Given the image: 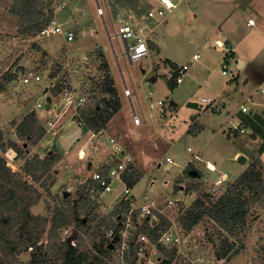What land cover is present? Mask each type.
Returning a JSON list of instances; mask_svg holds the SVG:
<instances>
[{"label": "rangeland", "instance_id": "374dc122", "mask_svg": "<svg viewBox=\"0 0 264 264\" xmlns=\"http://www.w3.org/2000/svg\"><path fill=\"white\" fill-rule=\"evenodd\" d=\"M84 1H86L84 3H88L87 0ZM89 1H93L96 8L97 0ZM99 1L102 3L103 0ZM105 1L108 7L112 8L111 1L104 0L103 3ZM189 1L191 0H184L177 8L167 12L164 17L158 18L157 24L161 31L159 28L157 31L161 32L166 44L163 45L159 55L152 56V69L147 67L151 64V56L133 63H130L124 56L123 61L120 59L118 61L121 72L114 58L110 61L115 83L120 90H123L124 83L131 89L132 86H138V79L143 76L142 71L146 72L142 85L144 82H148L150 77H158V83L153 86L152 94L147 93L145 87L144 91L140 93V102L146 112L144 119L151 120L149 118L151 113L156 115V119L160 117L164 123V131L160 129L163 138L160 139V144L157 142L158 148L155 149L156 147L153 146L156 141L152 138L154 131L149 136L139 135L142 130L131 125L129 132L132 134L134 130H137V137L133 135L122 139L119 136L132 154L140 159L142 177L135 185L133 193L138 197H156L157 207L160 210L164 208V199L175 200L173 208L168 214L175 220L179 227L178 230L180 229L181 254L190 259L191 264H223L224 259H222L220 249L224 241L233 245L231 252L233 256L229 257L226 264H264V184L262 186V180H264V136L259 134L256 139H251L249 134L252 131L247 124L244 134L236 132L234 128H241V126L237 125L236 121H230L229 117L225 115V111H217V108L219 109L217 97H211L212 102L209 104L201 101L209 98L207 88L212 82L222 81L225 78L221 73L223 62L229 63L230 72H235L237 70L234 61L229 62L231 59L239 55L246 57L261 48L259 37H256L254 32H248L251 28L246 26V19L251 13L250 6L254 5V0H251L249 5L248 2L243 3L238 0L236 6L231 8L227 0H200L198 10L192 12L186 8ZM53 3L55 5L54 1ZM10 7L9 0H0V77L8 68L13 69L17 77L0 93V130L4 140H7L11 134L16 136L14 124L21 123L33 112L38 127H41V137L36 144H32V140L28 136L23 138L16 136L14 140L10 138L22 151V156L18 157L13 149L7 148L4 152L0 151V157L10 171L26 183L28 197L25 203L28 205V212L34 218L49 219L51 209L60 204L64 192L69 193L65 199L79 203L80 209H78L77 216L84 220L85 226L79 227L76 223L70 224L59 233V238L64 239L75 235L74 239L70 241L71 245H80L81 250L89 252L91 257L95 256L93 244L99 241L104 227L112 223V230L114 231L116 228L114 222L120 213L117 210L116 200L121 187L118 186L114 193L104 195L89 184L79 185L88 179L92 166L102 158V150L98 147L100 145L98 141H94L93 145L89 144V135L81 133V128H78L76 121L65 120L62 125L58 126L55 134L42 128L45 122L44 110H36L35 104L40 97L43 98L41 89L50 75L48 68L51 58L44 59L42 56V52L46 51L43 46L45 39L37 38L36 35L23 37L18 34V18L10 12ZM214 13H217V16ZM128 14L130 15V13ZM116 26H113L114 30ZM113 27L108 24V33L106 30L105 34L103 33L105 42L110 48L108 38L111 36L110 41L114 48L124 51L122 40L118 37L121 42L117 41L114 37ZM101 28H103L102 25ZM229 31H233V38H238L233 42L236 48L233 57L225 59L224 55L227 51L225 48H217L213 40L215 37L225 38V32ZM57 37L60 39L59 36ZM57 37L46 38L44 44L57 47L58 42H55L58 40ZM129 43L132 44V41ZM253 45L256 47L250 50ZM193 53L202 57L200 61L205 62L207 69L198 78L192 80L186 76L181 84H177L178 68L184 64L190 67ZM54 55L57 58L58 54ZM58 62L59 59L54 60V63ZM153 66H155L154 69ZM20 67L23 69L22 72L17 70ZM30 68L37 69L43 77L40 84H22L20 77ZM158 68L163 70L162 73ZM231 78L226 76V79ZM160 86L163 87L161 94L158 88ZM144 92L153 103H157V100L160 99L163 106L156 104L155 109H148L147 103L143 100ZM98 93L96 92L91 97L88 106L96 103L102 106L101 98L97 97L100 96ZM186 96L189 101H186ZM239 101L240 99L231 106ZM132 102L135 106L134 98H132ZM173 103L178 106L173 108ZM189 103H196L197 106L195 108L188 107ZM124 107L126 110L129 109L127 103L124 104ZM160 110L165 113L163 114L164 118L160 116L161 114L159 115ZM128 113L132 116L130 109ZM122 129H124L122 122L117 119L107 123L106 131L110 135H115V138L117 136L115 131L118 132ZM140 150L145 154L140 155V152L138 153ZM10 152L12 153L11 158L8 156ZM238 152L241 154L236 156ZM81 153L84 154L83 158H79ZM244 156L257 158L250 171L260 176L261 188L260 193L248 191V188L236 190L235 194L245 200L242 201L245 203L243 206L246 209V217L243 224H239L234 229L233 236L228 235L221 226L214 223L207 213L190 230L181 226L178 218L185 214V210L197 199L201 198L203 206L211 209V201L217 200L228 187H231L229 183L224 182L221 186L216 187V190H213L215 187L213 182L215 179H222L221 176L217 177L219 175L225 176L227 181L235 179L240 174L238 173L239 169L247 167V163L239 164V158ZM167 157L173 161V164L169 166L165 164ZM50 160L53 163L38 181L25 172V167L32 166V163L35 165L39 162L43 163V167L46 168ZM157 163H160L158 168L156 167ZM206 163L212 164L216 168L215 172L206 170ZM188 164L190 166L186 168ZM88 165L91 168L88 169ZM189 170L196 171L198 177L189 175ZM47 177L54 180V183L49 185L50 180L48 179L45 188H43L41 184L46 181ZM150 179L153 182L151 184ZM191 184L197 186V189L190 190ZM235 186L233 187L238 189V186ZM29 187L37 189V192H33ZM251 193L259 195L254 202L250 199ZM38 195L40 196L38 197ZM84 211H90V214L86 215ZM137 220L135 217V222ZM121 221L123 222L122 216ZM140 221L137 228L133 227L130 230V234L132 233L136 237L145 228L144 221L142 219ZM37 229H39V225ZM77 235L80 237L77 238ZM41 240L42 243H45L46 235H43ZM137 244L135 239L131 249H125L124 255L117 257L114 252L120 250L122 246V243L118 241L109 252H104L98 257L97 261L103 262V264H122L123 261L130 264H162L166 254L160 247L154 251V255H150L152 245L147 242L145 256L137 257L135 255ZM30 253L31 249H28L21 250L19 253L9 252L5 255L0 248V264H30ZM56 264L61 263L57 262Z\"/></svg>", "mask_w": 264, "mask_h": 264}, {"label": "trees", "instance_id": "16d2710c", "mask_svg": "<svg viewBox=\"0 0 264 264\" xmlns=\"http://www.w3.org/2000/svg\"><path fill=\"white\" fill-rule=\"evenodd\" d=\"M11 2L10 12L18 18V34L23 37H33L38 34L42 28L46 26L48 21L53 17V4L54 0H9ZM112 8H125L129 11L132 18L145 17L146 5L139 0H110ZM117 15V12H114ZM37 48V47H36ZM38 49V48H37ZM102 67L106 68L103 64ZM8 71L0 77V93H2L6 86L16 79L15 73ZM22 72L20 67L17 69ZM104 79L100 86V93L104 96L105 100H102V106L98 103L85 107L79 114L78 121L85 125V128L91 132H98L99 130L106 128L107 123L113 118V116L121 108V104L118 100L116 90L114 89L113 82L107 72L104 70ZM241 121L246 123L249 128L256 132L260 131L256 122H252L246 117H242ZM35 113H30L19 124H14L17 138L30 137L32 144H36L41 137V127H38ZM37 126V127H36ZM264 136V135H263ZM7 148L13 149L17 156H22V151L11 141L10 136L7 140H4L2 131L0 130V151H6ZM50 163L45 168L43 163H32V166L25 167L30 176L38 181L39 178L46 173V170L53 163ZM189 164L186 168H189ZM187 170V169H186ZM185 170V171H186ZM38 174V175H37ZM260 176L253 171L246 172L239 182L241 186L249 188L247 186L257 185L260 187ZM50 180L47 177L46 181L41 185L43 188L46 186V182ZM54 180H50L49 185H52ZM192 184L189 186L191 187ZM33 192H37V189L29 187ZM27 185L21 180L15 173L5 165L4 160L0 157V248L1 252L5 255L9 252L19 253L21 250L26 251L31 249V261L30 264H103V262L97 261L104 252H109L108 249L109 240L106 237V232L112 230V223H109L100 234L99 241L93 244L95 256L89 254V252L80 249V245H71V242L67 238H59V233L62 232L70 224L76 223L79 227H84V220L79 219L77 216L79 203H74L69 199L62 197L60 204L55 206L50 211L49 219L37 217L34 218L27 210L28 205L25 203L27 199L26 195ZM47 189V187H46ZM197 186H192L190 190H196ZM235 190L232 187H228L222 193V195L215 200L211 201V209L203 206L202 199H197L187 210L185 214L180 216L178 222L181 226H184L186 230H190L199 219L207 213L209 218L228 235L233 236L234 229L243 224L245 219V210L233 207L236 202ZM205 196V194H203ZM40 195H38L39 197ZM237 197V196H236ZM210 210V211H208ZM86 215L90 214V211H84ZM39 225V229L37 226ZM116 227V226H115ZM120 231V226H117L114 230L115 234ZM149 238L154 239L155 232L151 231L146 225L143 228ZM46 235V242L42 243V236ZM80 235H77L79 238ZM132 240L130 241V249L132 247ZM166 256L162 260V264H169L170 260L174 257L176 252L175 248L166 250L161 247ZM233 245L224 241L221 246L222 259L226 264L230 256H233Z\"/></svg>", "mask_w": 264, "mask_h": 264}, {"label": "crops", "instance_id": "0c3cea01", "mask_svg": "<svg viewBox=\"0 0 264 264\" xmlns=\"http://www.w3.org/2000/svg\"><path fill=\"white\" fill-rule=\"evenodd\" d=\"M227 1L230 4V8H231L232 6H236V3L238 0H227ZM239 1H242L243 3L248 2V5L251 2V0H239ZM258 1L254 0V2H253L254 5L250 6L251 7L250 12L251 13H249L247 16L246 26L251 28V30L248 32H254L256 34V37H259V41L261 40V48L257 49L256 53L252 52L251 54L247 55L246 57H244L243 55H239V56L231 59L229 62L234 61L235 68L237 70L235 72L231 71V73L233 74L232 78L226 79V76H225V78H223L222 81L219 80L217 82H212L210 84L209 88H207L209 90L207 92V94L209 95L208 99H210L211 97H217V101H218L217 105H219L218 106L219 109L217 108V111H225V115L227 117H229L230 121H232V120L236 121L237 125L239 124L241 126V128H243L244 130H246L245 129L246 123H243L241 121L242 117H246V118L250 119L252 122L257 123L258 127L260 128V131L255 133L254 131L251 130L252 133L249 134L251 139H256L257 135H259V134L264 135V94H261L259 92V89H258L260 85H264V1L263 2L261 0H258ZM64 2H65V7L63 9H55V5L52 1V4H53L52 7H53V12H54L53 17L57 20V22L61 25V27L64 30H74L76 33H79V36L70 42H67L63 35H55V36H51V37L47 38V39H50V38L59 36L60 39L57 37L58 40L55 41V42H58L57 47L45 45L44 43L47 40V39H45L43 46L45 47L46 51L42 52V56L44 57V59L45 58H48V59L51 58V60H49V61L52 64V65L49 64L48 74L50 73V75L48 77H54V76L58 75L61 68L62 67L64 68L66 65H68L69 67H73L76 64H79L80 62H83L84 65L87 67V69L89 68L90 70L98 72L96 77L100 78V79L105 75L104 70L107 69V72H108V74H109V76L113 82L114 89L116 90L118 100L121 104V108L119 109V111L109 121V123H110L114 119H117V120H119V122H122V126L124 129H122L118 132H117V130L115 131L116 132L115 134L117 135L116 139L118 138L117 140L120 143H122L123 147L125 149H127L129 152H131L129 150V148L125 146V144L119 138V136L122 139H123V137H127V136L132 137L133 135H136V137H137V135H138L137 130H134L136 132L133 131L132 134H130V132H129V128H130L129 126L133 125L134 127L138 128L139 130H142L139 133V135L143 134V136H149L152 133V131H154L152 138L154 140H156L155 141L156 144L154 142L153 146H155L156 147L155 149H157L158 148L157 142H158V144H160V139L163 138L162 130L164 128V123L160 117L156 119L155 118L156 115L151 114V113L149 115V118L151 120L148 121V119H144L145 118L144 113L146 114V112L143 110L142 104L140 102V100H141L140 99L141 98L140 93H141V91H144L143 88L145 87L147 93L151 92V94H152V91H154L153 86L158 83V77L157 76L150 77L149 81L144 82V84L142 85L143 80H144L143 77H144V74L146 73L145 71H142L143 76H141L138 79L139 85L136 87L132 86V89L129 88V89H131V96H130V98L126 97L124 95V89H125V87H127V85L124 83L123 90H120L119 88H117V85H116L115 80H114V75L112 73L113 71H112L111 66H110V61H111V59L114 58V61H116L117 65L119 67V71L121 72V68H120L118 61H119V59L123 61L124 56H126V58H128L127 54L125 55V50L122 51L119 48H114V46L112 45V43L110 41L111 36H109V38H108L109 44H110V48H109L105 42V38L103 36V33L105 34V30L108 33V24L112 25V27L119 25L121 22V19L138 20L141 23H144V22L147 23L149 25V27L146 30V32L148 33V37H147V44L149 47V55L148 56H151L150 57L151 58V61H150L151 64H149L147 67L152 69V66H151V65H153V61H152L153 57L152 56L159 55L160 50L162 49L163 45L165 46V44H166V40L160 32L161 28H160V26L158 27V24H157L158 20H151L150 21V20H146L145 17L139 18V19L138 18H132V15H129L128 14L129 11H127L125 8H119V7L117 9L116 8H114V9L109 8L106 1H105V3H103L104 0L102 1V3L99 0H97L96 8H95V5H93L94 2L93 1L90 2L89 0H87V2H88L87 4L84 3V2H86L84 0H64ZM200 3H201L200 0H191L187 3L188 5H186V8L190 9L191 10L190 12L198 10V6ZM85 5H87V6H85ZM83 7H84V10H83ZM98 7L101 8L102 14L97 13ZM114 12H117L116 16L114 15ZM214 14L217 16V13H214ZM251 14H253V15L249 16ZM249 21H251L252 24H248ZM101 25L103 28H101ZM235 26H236V24H235ZM158 28L160 31H157ZM113 30H114V27H113ZM224 35H225V38H222V39L215 37L213 40V43L219 49H220V47L217 45L222 44L223 45L222 49L225 48V50L227 51V53H225V55H224V58L230 59L231 57H233L234 51L236 49L235 46L233 45V42L238 37L233 38V31H229L228 33L225 32ZM114 37H116L117 41L119 40L121 42V40L115 35V32H114ZM255 47H256V45H253L250 50L254 49ZM54 54H58L57 58H55L56 55H54ZM193 55H195V54L193 53L192 57H193ZM201 58L202 57L200 55H198L197 59L191 58L192 63L189 64L190 67H189V71H188L186 76L192 80H194L195 78H198V76H201L204 73V71L207 69V67H205V62L200 61ZM57 59H59V62L54 63V60H57ZM103 64L106 65V68L102 67ZM227 65L229 68V63H227ZM154 67L155 66H153V69H154ZM158 69L160 70L159 72L162 73L163 70L161 68H158ZM222 76H224V75H222ZM158 88H159L160 94H161L163 87L160 86ZM44 89H45V85L41 89L43 98H44V94H45ZM98 94L100 95V96H97L98 98L102 99V97H103L102 100H105L104 96L100 93V91ZM132 98H134V100H135V103H136L135 106L133 105ZM42 99L40 97L38 99V101H42ZM188 99L189 98L187 97L186 101H189ZM239 99H240L239 103H236L235 105L231 106L233 103H235ZM143 100L147 103L148 109H155L158 101H161L160 99H158L157 103H153L151 101V98L149 96L147 97L146 92H144ZM124 102L128 104L132 116H130V113H128L129 109L126 110V107H124V104H125ZM227 105H228V107H227ZM241 105L247 106L249 111L247 113H241V111H240ZM161 106H163V102H162ZM177 106H178V104L173 103V108H176ZM196 106H197V104H196ZM229 106H231V107H229ZM191 108H195V107H191ZM36 110L41 111V109H36ZM162 110L159 111V115L161 114L160 116H162L164 118L163 114H165V113ZM134 113H136L141 118V124L140 125L135 126V124L132 120ZM44 114H45V111H44ZM43 117L45 119V116H43ZM70 121L72 122V120H70ZM76 127H78V126L76 125ZM78 128H81L80 129L81 133L83 132L84 134L86 133L89 135L90 131L87 130L85 127L80 126ZM106 128H107V125H106ZM160 129H162V130H160ZM234 129H236V128H234ZM235 131L239 132L237 130H235ZM244 133H242V134H244ZM252 135H254V136H252ZM114 137H115V135H114ZM128 143H129V141H128ZM99 144L100 145L98 147H100V149L102 150L101 155L103 157L106 153V150L100 142H99ZM138 153L140 155L145 154L141 150L138 151ZM240 154L241 153L238 152V154L236 156H239ZM134 157H135V155H134ZM244 157H245V161L242 163H244V164L247 163L246 164L247 167L245 169H243L244 167L239 169L238 173H240V174L235 179L227 181L225 176H223V175L217 176V177H220V176L222 177V179H223L222 184L224 182L229 183L230 186L232 187V189L235 190V193H236V190H239L240 188L247 189V188L241 186V182H239V180L241 179V177L246 172H248L249 170L252 169L251 167H253L255 165V161H257L256 157H251V158H248L247 156H244ZM248 159H249V161H248ZM139 160H140L139 157L136 158L137 164L140 167ZM240 163L241 162H239V164ZM208 164H210V163H208ZM210 165L212 167H214L212 164H210ZM205 166H206V164H205ZM89 167L91 168L90 165H89ZM93 167L94 166H92V168ZM156 167L157 168L160 167V163L159 164L157 163ZM205 169H206V167H205ZM215 170H216V168H215ZM151 183H153V182L150 179V184ZM150 184H149V186H150ZM263 184H264V180H262V186H263ZM235 185L238 186V189L235 188L236 187ZM233 186H235V187H233ZM247 187H249L248 191L251 190V191H254V192L256 191V192L260 193L261 182H260L259 188H257V185L247 186ZM251 194L252 195H250V199L254 202V200L257 199V196H259V195H256L253 193H251ZM235 198H236V202L233 205V207H236L238 209L240 207H242L241 209L245 210V217H246V209L243 206V204H245V203H243V201H242V200H244V198L240 197V195H237V194H235Z\"/></svg>", "mask_w": 264, "mask_h": 264}, {"label": "built area", "instance_id": "2783aa9c", "mask_svg": "<svg viewBox=\"0 0 264 264\" xmlns=\"http://www.w3.org/2000/svg\"><path fill=\"white\" fill-rule=\"evenodd\" d=\"M146 5V20H158L165 16L167 12L177 8L184 0H140ZM55 9H63L65 7L64 0H54ZM97 13L102 14L100 7L97 8ZM248 24H252L251 21ZM149 25L147 23H141L138 20L121 19L119 25L116 26L115 35L122 40L127 41V57L132 62H138L149 55V47L147 44L148 33L146 32ZM55 35H63L67 42L73 41L79 36L74 30H64L57 20L52 17L46 26L36 34L37 38L46 39ZM132 41V44L129 43ZM220 48L222 44L217 45ZM197 59L198 55L195 54L192 57ZM222 75L232 77V73L228 69V65L224 62L222 65ZM10 69V68H8ZM8 69L5 70L8 71ZM189 70L188 65L184 64L178 68L176 74V83L180 84L183 78L187 75ZM10 73H14L13 69L9 70ZM98 72L90 70L84 65L83 62L76 64L73 67L66 65L62 67L58 75L49 77L45 84L44 98L42 101H38L35 104V109H41L45 111V122L43 128L55 134L58 126L67 120L76 121L75 123L80 127H85L83 123L78 121L81 111L90 103L91 97L99 92L101 83L104 76L100 79L97 78ZM43 77L39 74L37 69L30 68L26 70L20 77L22 84H40ZM259 92L264 94V85L259 86ZM151 94V92H149ZM124 95L126 97L131 96V90L127 87L124 89ZM49 97L50 101L47 102L46 98ZM204 103H211L210 99H202ZM158 105H162L161 101H158ZM241 113H247L248 107L245 105L240 106ZM133 122L135 125L141 124V118L134 113ZM240 133H244L243 128L235 129ZM94 141H98L105 148L106 153L100 159L98 163L94 165L90 171V176L87 180H84L79 185L89 184L93 188L98 189L102 194H111L117 191L120 186V191L117 199V210L120 212L115 219V225L120 226L118 232L119 239L114 242H121L122 246L120 250H116L114 255L119 257L124 255L123 251L129 249V245L132 240H137L135 247V255L137 257L145 256V244L149 242L152 245V251L150 255H154L158 247H162L166 250L175 248L176 252L169 264H191L190 259L185 258L181 254V233L179 232L175 220L168 213L173 208V199H164V208L162 210L157 207V198L155 197H138L133 193V189L138 181L142 177V170L137 164L134 155L123 147V145L113 136L110 135L106 128L99 130L98 132L89 133V144L93 145ZM81 155V156H80ZM79 158H83L81 153ZM197 159V157H195ZM167 166L173 164V161L167 157L165 159ZM206 169L210 172H215V168L206 163ZM206 181L205 179L203 180ZM216 187L222 184V180L215 179L213 182ZM184 215V214H182ZM181 215V216H182ZM121 216L123 222L121 221ZM135 217L138 219L135 222ZM142 219L151 231L155 232L154 239L149 238L145 233H138L137 237L134 234H130V230L137 228ZM179 219V218H178ZM116 234L113 230H109L106 236L109 243L112 241ZM115 245V244H114ZM113 245V246H114ZM123 261V260H122ZM150 263V262H149ZM122 264H130L123 261Z\"/></svg>", "mask_w": 264, "mask_h": 264}, {"label": "water", "instance_id": "95a60500", "mask_svg": "<svg viewBox=\"0 0 264 264\" xmlns=\"http://www.w3.org/2000/svg\"><path fill=\"white\" fill-rule=\"evenodd\" d=\"M122 40V39H121ZM122 43H123V45H124V50H125V55H126V51H127V41H125V40H122ZM46 101L47 102H49L50 101V98L49 97H47L46 98ZM188 107H196V103H189L188 105H187ZM252 136H254V135H252ZM10 138L12 139V140H14L15 139V135L14 134H11L10 135ZM245 161V158L244 157H240L239 158V162H244ZM88 169H89V165H88ZM188 174L189 175H191L192 177H198V173L196 172V171H194V170H189L188 171ZM69 196V193L68 192H64L63 193V197L64 198H67ZM74 237H75V235H71L70 237H67V240L68 241H72L73 239H74ZM119 239V236L116 234L115 236H114V238L112 239V241L109 243V245H108V249H112L113 248V245H114V242H116L117 240Z\"/></svg>", "mask_w": 264, "mask_h": 264}, {"label": "bare ground", "instance_id": "6f19581e", "mask_svg": "<svg viewBox=\"0 0 264 264\" xmlns=\"http://www.w3.org/2000/svg\"><path fill=\"white\" fill-rule=\"evenodd\" d=\"M12 153L10 152L9 154H8V156L11 158L12 157V155H11ZM211 166V165H210ZM219 179V178H218ZM221 179V178H220ZM222 180V179H221Z\"/></svg>", "mask_w": 264, "mask_h": 264}]
</instances>
